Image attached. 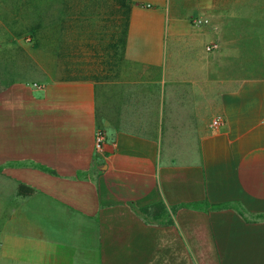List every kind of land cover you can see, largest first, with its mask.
<instances>
[{
    "label": "crops",
    "instance_id": "1",
    "mask_svg": "<svg viewBox=\"0 0 264 264\" xmlns=\"http://www.w3.org/2000/svg\"><path fill=\"white\" fill-rule=\"evenodd\" d=\"M188 15L129 0L107 71L0 73V264H264V56Z\"/></svg>",
    "mask_w": 264,
    "mask_h": 264
},
{
    "label": "rangeland",
    "instance_id": "2",
    "mask_svg": "<svg viewBox=\"0 0 264 264\" xmlns=\"http://www.w3.org/2000/svg\"><path fill=\"white\" fill-rule=\"evenodd\" d=\"M225 42L242 35L264 56V0H171ZM129 0H0V73L22 80L81 74L119 60ZM259 45H258V44ZM107 71V70H106Z\"/></svg>",
    "mask_w": 264,
    "mask_h": 264
},
{
    "label": "built area",
    "instance_id": "3",
    "mask_svg": "<svg viewBox=\"0 0 264 264\" xmlns=\"http://www.w3.org/2000/svg\"><path fill=\"white\" fill-rule=\"evenodd\" d=\"M201 23H205V21L202 20V19H196V20L193 21V24H194V25H198V24H201ZM219 124H220V123H219V118H215V119H213V121H212V123H211V126H212L213 128H215V127H217ZM102 140H103V136H102V134L99 133V132H97V133H96V136H95V149H96V150H99V149H100V144H101Z\"/></svg>",
    "mask_w": 264,
    "mask_h": 264
}]
</instances>
